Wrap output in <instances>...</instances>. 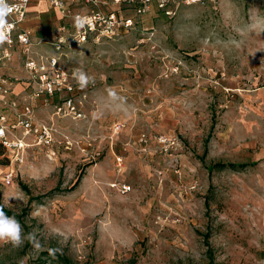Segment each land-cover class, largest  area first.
<instances>
[{
	"label": "rangeland",
	"instance_id": "obj_1",
	"mask_svg": "<svg viewBox=\"0 0 264 264\" xmlns=\"http://www.w3.org/2000/svg\"><path fill=\"white\" fill-rule=\"evenodd\" d=\"M54 40L36 51L94 83L70 115L55 112L64 95H9L49 138L10 133L21 162L0 146V207L41 244L0 241V264H264V0L151 11L100 44ZM0 72L27 77L14 51Z\"/></svg>",
	"mask_w": 264,
	"mask_h": 264
},
{
	"label": "built area",
	"instance_id": "obj_2",
	"mask_svg": "<svg viewBox=\"0 0 264 264\" xmlns=\"http://www.w3.org/2000/svg\"><path fill=\"white\" fill-rule=\"evenodd\" d=\"M40 0H8L14 6L7 17L9 27L6 28L8 39L0 45V66L11 57L12 52L23 58V66L27 82L31 87V101L46 104L48 99L64 98L56 106V114H75L74 95L80 88L73 77L60 68L58 58L37 52L40 44L33 39L31 33L22 27L26 18V10L31 2ZM57 9L62 19H71L72 23L60 25L57 32L55 50H60L65 43L100 44L113 40L120 33L130 29L134 19L151 11H157L172 18L179 4H199L202 0H45ZM82 26L78 27L77 22ZM17 79L0 75V146L10 150L15 162L22 161V150L25 144L9 139V134L22 129L23 135L34 133L40 139L49 138V129L45 126L34 127L32 121L33 107L24 103L20 110L11 103L9 95ZM75 83V84H74ZM33 87V88H32ZM11 107L10 112L5 109Z\"/></svg>",
	"mask_w": 264,
	"mask_h": 264
},
{
	"label": "crops",
	"instance_id": "obj_3",
	"mask_svg": "<svg viewBox=\"0 0 264 264\" xmlns=\"http://www.w3.org/2000/svg\"><path fill=\"white\" fill-rule=\"evenodd\" d=\"M70 23H72L71 19H62L57 9L50 6L47 1L40 0L31 2L28 5L26 10V18L22 23V27L31 33L35 41L47 43L46 45H48L50 44V42H52L54 39L56 40V38L60 36V34L57 32V28L60 25H67ZM50 39H52V41H50ZM8 70L9 68L7 69V71ZM4 74H7L6 76L8 77H13L9 73L0 72V75L4 76ZM18 79L22 80L13 85L11 94L19 95L21 93H24L30 86L26 81L27 77H25V75L21 79Z\"/></svg>",
	"mask_w": 264,
	"mask_h": 264
},
{
	"label": "clouds",
	"instance_id": "obj_4",
	"mask_svg": "<svg viewBox=\"0 0 264 264\" xmlns=\"http://www.w3.org/2000/svg\"><path fill=\"white\" fill-rule=\"evenodd\" d=\"M27 0H25V3ZM14 9L13 5L8 3V0H0V45H2L7 39L6 28L9 27L7 17L12 13ZM77 26H82L78 20ZM74 77L81 89L87 88L90 83H94V78L90 77L82 69H77L74 72ZM109 98H119L115 90H110ZM94 117L97 115L93 114ZM23 229L21 224L15 217L7 216L3 208L0 207V241L10 242L13 246L19 247L27 239L37 249L41 248L39 240L36 238L35 233H29L27 236H23ZM51 251V250H50Z\"/></svg>",
	"mask_w": 264,
	"mask_h": 264
},
{
	"label": "trees",
	"instance_id": "obj_5",
	"mask_svg": "<svg viewBox=\"0 0 264 264\" xmlns=\"http://www.w3.org/2000/svg\"><path fill=\"white\" fill-rule=\"evenodd\" d=\"M225 168H235V166H234L233 164H231V165L228 166V165H225V164H221V163H220V164H217V165L211 166V167H210V170L212 171V170L214 169V170L219 171V170H223V169H225ZM237 168L244 169V165H239V166L236 167L235 169H237ZM79 180H80V176L78 177V179H76V181L73 183L72 187H71L69 190L75 188L76 185L79 183ZM59 262H60L61 264H71V263H69L67 260L63 259L62 257H60Z\"/></svg>",
	"mask_w": 264,
	"mask_h": 264
}]
</instances>
